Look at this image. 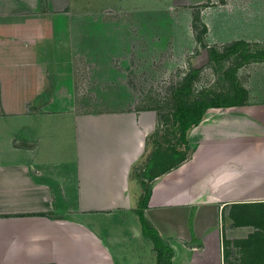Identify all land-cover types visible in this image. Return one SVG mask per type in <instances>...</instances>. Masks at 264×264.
Segmentation results:
<instances>
[{
    "label": "crops",
    "instance_id": "obj_1",
    "mask_svg": "<svg viewBox=\"0 0 264 264\" xmlns=\"http://www.w3.org/2000/svg\"><path fill=\"white\" fill-rule=\"evenodd\" d=\"M235 10L195 11L202 41L264 40V2ZM76 21L72 0H0V264H264V83L206 109L188 159L150 180L155 112L76 109Z\"/></svg>",
    "mask_w": 264,
    "mask_h": 264
},
{
    "label": "rangeland",
    "instance_id": "obj_2",
    "mask_svg": "<svg viewBox=\"0 0 264 264\" xmlns=\"http://www.w3.org/2000/svg\"><path fill=\"white\" fill-rule=\"evenodd\" d=\"M260 1L264 2L72 0L77 20L75 36L81 41L74 70L77 111H153L157 126L146 140L145 158L154 139L162 147H182L175 119L179 101L188 104L196 97L208 96L224 102L234 98L237 90H245L244 86L254 92L264 83V61L245 59L239 49L223 60H211L208 46L221 53L232 43L223 46L202 41L205 31L199 40L202 26L192 25L193 13L200 9L203 19L213 24L219 21L215 20L216 11L236 8L235 12L251 20L258 12H251V7ZM197 41H201V47ZM262 48L264 40L248 45L243 52ZM192 68L200 70L190 86V95H179L177 89ZM144 161L135 166L133 175L139 173ZM235 253L228 254L227 261L237 262L241 253L238 249Z\"/></svg>",
    "mask_w": 264,
    "mask_h": 264
},
{
    "label": "trees",
    "instance_id": "obj_3",
    "mask_svg": "<svg viewBox=\"0 0 264 264\" xmlns=\"http://www.w3.org/2000/svg\"><path fill=\"white\" fill-rule=\"evenodd\" d=\"M193 23L197 26L199 24V19L197 15H194ZM202 31L197 34V38L200 39L201 33H204L205 26L202 25ZM248 44L243 42H234L228 47H226L221 53H218L212 48H209V56L211 60L220 61L228 57V55L235 53L236 50L241 51V55L243 58L248 59L252 58L253 60H263L264 61V48L257 50L253 53L246 54L243 52L244 48L247 47ZM241 48V49H240ZM200 69H191V72L185 78L184 84L177 89V93L179 95H190V86L194 79L197 77ZM246 98L245 90H237V94L234 95V98H229L227 101L219 102L215 99L206 96L196 97L194 100L189 102L188 104L183 102H178L175 107V119H176V127L179 131L178 141L180 142L182 147H178L176 145L168 144L167 146L158 145L157 141L153 140V147L150 151L149 157L147 158V163L145 168L142 170L141 175L145 178H149L150 180L154 177L176 167L181 162L188 159L191 153V147L188 142V133L189 131L196 126L205 113V110L210 107H225L232 105H241L244 103ZM180 100V99H179ZM143 186V193H141L138 201V219L140 222L141 229L143 233H150L154 240L157 248L159 247V241L156 238V231L150 229L143 218L142 209L146 206L147 200L150 196V188L146 186V184L141 181ZM158 256L160 255L157 254ZM157 256L158 264L165 262L161 257Z\"/></svg>",
    "mask_w": 264,
    "mask_h": 264
},
{
    "label": "water",
    "instance_id": "obj_4",
    "mask_svg": "<svg viewBox=\"0 0 264 264\" xmlns=\"http://www.w3.org/2000/svg\"><path fill=\"white\" fill-rule=\"evenodd\" d=\"M198 45H199V47H201V46H200V45H201V41L198 42Z\"/></svg>",
    "mask_w": 264,
    "mask_h": 264
}]
</instances>
